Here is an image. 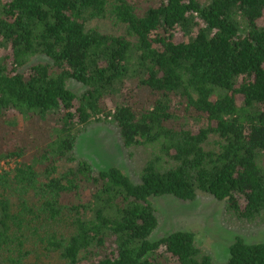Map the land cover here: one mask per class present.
I'll use <instances>...</instances> for the list:
<instances>
[{
    "label": "trees",
    "instance_id": "trees-1",
    "mask_svg": "<svg viewBox=\"0 0 264 264\" xmlns=\"http://www.w3.org/2000/svg\"><path fill=\"white\" fill-rule=\"evenodd\" d=\"M100 121L139 182L75 157ZM198 192L264 226V0H0V264H264V241L217 263L191 231L150 239L151 196Z\"/></svg>",
    "mask_w": 264,
    "mask_h": 264
},
{
    "label": "rangeland",
    "instance_id": "rangeland-1",
    "mask_svg": "<svg viewBox=\"0 0 264 264\" xmlns=\"http://www.w3.org/2000/svg\"><path fill=\"white\" fill-rule=\"evenodd\" d=\"M103 24L109 30L120 33L123 27L113 25L111 19ZM38 59H35L37 61ZM67 87L80 94L84 86L74 80H69ZM17 127V131L23 126ZM77 158L86 159L94 169H106L112 166L120 168L132 181L139 182L138 171L143 162V155L135 151L132 156L122 146L118 128L106 122H92L86 130L80 133L74 146ZM72 163L61 162V169ZM10 166L4 164V168ZM152 206L156 209L159 222L150 235L154 240L177 230H188L195 234L196 244L205 250L217 263L225 262L229 257V245L236 236L248 242L264 241V226H243L224 218V202L210 195L198 192L193 200H181L173 195L151 196ZM56 258H51L49 264H54Z\"/></svg>",
    "mask_w": 264,
    "mask_h": 264
}]
</instances>
